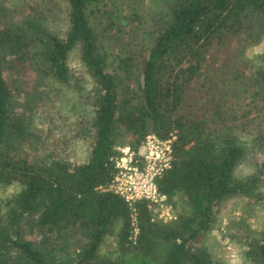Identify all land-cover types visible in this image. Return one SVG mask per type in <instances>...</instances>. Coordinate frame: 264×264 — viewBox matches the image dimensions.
<instances>
[{"label":"trees","instance_id":"1","mask_svg":"<svg viewBox=\"0 0 264 264\" xmlns=\"http://www.w3.org/2000/svg\"><path fill=\"white\" fill-rule=\"evenodd\" d=\"M66 1L62 32L51 8L0 0V187L21 186L0 197V264H216L197 241L221 204L264 195V158L253 175H234L249 152L239 130L264 126V53L257 69L245 60L264 38V0H165L149 30L132 12L119 27L124 37L112 34L123 49L112 64L91 15L107 13L105 31L117 30L113 0ZM127 21L137 24L127 30ZM76 51L93 88L69 119L51 112L48 84L79 86L69 63ZM237 81L241 101L228 89ZM149 134L176 135L157 179L178 204L169 221L107 189L118 146L130 145L141 163ZM239 237L252 264H264V233L242 228Z\"/></svg>","mask_w":264,"mask_h":264},{"label":"rangeland","instance_id":"2","mask_svg":"<svg viewBox=\"0 0 264 264\" xmlns=\"http://www.w3.org/2000/svg\"><path fill=\"white\" fill-rule=\"evenodd\" d=\"M6 7L17 9H29L32 4L39 5L41 9L47 10L51 8L53 20L51 25L54 29L65 31L68 26L67 9L68 2L66 0H6ZM165 0H113L109 5L111 11L115 14L117 23V30L105 31L107 24L106 17L108 14L92 11L91 20L97 30L99 41L103 50L108 54L109 63H113V59L118 53L123 52L121 48L122 42L118 41L112 34L123 36L122 30L119 27L125 26L123 19L132 12L139 13L144 20L142 27L146 30L150 29V21L152 16L158 17L164 11L163 2ZM152 22V21H151ZM129 24H137V22L126 23V29L129 30ZM137 27V26H136ZM125 30V28H124ZM141 33V30L139 31ZM264 53V38L257 44L249 46L246 49V61L250 69H257L261 66L262 60L258 55ZM70 67L72 72L76 74L75 82L77 85H66L58 81H52L48 84V88L52 92L53 99H55V107L51 112H55L58 116L62 111L69 119L77 117L78 109L86 106L83 97L90 94L92 90L91 79L84 75L81 63L79 62L78 52L70 57ZM245 65V64H244ZM218 70V68H215ZM248 71V70H247ZM225 77V75H224ZM232 78L233 75L226 79ZM244 85L240 81L228 85L230 95L236 96V100H242L244 93L242 91ZM240 90L242 92H240ZM241 94V95H240ZM240 95V96H239ZM48 97L50 95L48 94ZM51 98V97H50ZM52 99V98H51ZM39 113L46 115L47 110L43 111L39 106ZM42 115V117H43ZM41 122L42 119L40 120ZM65 129V128H64ZM66 130V129H65ZM241 140L248 149V156L238 165L234 173L237 178H245L251 176L257 170L258 161L264 158V150L258 145L264 144V126L259 124L258 128H248V131L239 130ZM62 139H68V131L60 134ZM130 145H119V147H126ZM143 150V149H142ZM120 154L121 151L119 150ZM119 154V155H120ZM118 155V156H119ZM19 185H10L0 187V197H8L20 190ZM264 193V186L261 188ZM178 201H180L178 199ZM169 212L174 217L179 211L178 204L175 206L172 203L164 202V207L156 211V216L161 218L166 212ZM217 220L212 225L211 229L198 239V243L208 247L216 264H252V262L245 256V247L240 240L239 232L243 229H251L252 231L264 233V195L258 197H244L236 196L225 200L217 213ZM170 220V219H169ZM168 220V221H169ZM116 244V236L113 234L104 243V248L107 250L114 247Z\"/></svg>","mask_w":264,"mask_h":264},{"label":"built area","instance_id":"3","mask_svg":"<svg viewBox=\"0 0 264 264\" xmlns=\"http://www.w3.org/2000/svg\"><path fill=\"white\" fill-rule=\"evenodd\" d=\"M175 139L174 134L166 139L156 134L147 135L143 150H140L141 163L130 146L119 147L121 154L116 159L117 173L107 189L119 194L131 205L144 200L155 211L163 208L167 197L159 192L157 179L171 166ZM166 214L161 219L168 221L173 218L168 211Z\"/></svg>","mask_w":264,"mask_h":264}]
</instances>
